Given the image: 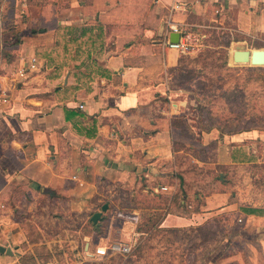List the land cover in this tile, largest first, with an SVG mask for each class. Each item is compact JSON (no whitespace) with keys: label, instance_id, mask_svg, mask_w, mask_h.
<instances>
[{"label":"crops","instance_id":"0c3cea01","mask_svg":"<svg viewBox=\"0 0 264 264\" xmlns=\"http://www.w3.org/2000/svg\"><path fill=\"white\" fill-rule=\"evenodd\" d=\"M226 19L261 39L264 0H0V90L9 95L0 103V208L12 194L24 200L55 195L66 198V211L91 214L98 197L130 184L123 195L152 190L170 197L154 228L200 225L230 210L239 228L222 244L240 242L246 250L227 249L209 264H264V197L256 189L247 197L213 192L199 210L172 203L182 151L176 144L207 148L218 142L216 163L231 166L253 162H236V146L249 155V144L264 141L258 129L205 130L196 103L191 110L169 87L168 70L181 53L165 45L169 22L186 27ZM179 118L190 128L188 139L174 123ZM125 209L120 240L138 232L141 214ZM5 212L0 209V264H62L56 256L43 259L38 248L58 241L47 239L50 226L70 223L41 216L29 226L13 220L10 207ZM85 238V250L74 253L72 264L106 257L90 252Z\"/></svg>","mask_w":264,"mask_h":264},{"label":"rangeland","instance_id":"374dc122","mask_svg":"<svg viewBox=\"0 0 264 264\" xmlns=\"http://www.w3.org/2000/svg\"><path fill=\"white\" fill-rule=\"evenodd\" d=\"M222 22L215 21L205 25L201 23L186 26L188 35L186 40L193 48L187 52L180 51V58L182 56L187 58L182 62L183 69L181 71L175 70L170 73L169 87L178 94L175 99L190 102L191 110L192 107H195V103L197 108L198 102L207 106L208 109L212 108L214 115L217 114L223 118L220 120V124L226 126L224 130L233 128L239 130L246 126H258L256 129L264 132V65L235 63L232 59L233 51L238 48L250 51L257 48L264 49V36L261 35V39L253 38L238 31L231 20L226 19ZM206 51H210L214 55L212 59H208V62L215 61L217 65H221L225 61V56H227V62L222 67L208 66L204 74H198L196 69L201 67V64L192 60L198 56V58H202V54H205ZM191 68H194L195 71L190 72ZM234 100L235 102H231ZM230 107H233L235 112L230 113ZM190 115L193 116L194 114L191 113ZM205 119L208 120V118ZM179 128L182 138H190L181 127ZM249 145L251 146V154L255 156L253 162L238 163L231 166L216 163L214 156L216 146L211 149L207 148V155L202 154L203 157H206L202 165L194 161L192 156H198L194 150H190L188 147L185 149L177 147L178 150H182L178 155V162L184 163L187 168V180L184 184L189 194L190 209L199 206L205 196L213 192H236L247 197L250 190L256 189L260 195L259 198L264 197V141L256 140ZM219 176L221 179L218 178ZM167 182L169 184L175 183L174 180ZM177 183L179 189L180 182L177 181ZM130 188V184L125 187L118 185L113 188V191L109 188V191H112L110 196L108 194L109 197H98L95 205L91 203V206L94 207L90 211L95 209L96 212L101 211L104 203L109 205L108 209L103 212L102 219L98 221V225L92 221V213L72 212L70 209L66 211L65 205H63L66 198L55 195L36 196V200L30 197H25L26 200H24L23 197H16L14 194L8 195L4 199L2 198L5 206H1L0 209L7 211L5 214H8L10 207L13 212L11 215L13 220L27 222L29 226L32 217L33 220L40 221L38 218L41 216L43 219L48 217L50 221L70 223L66 225L65 229L64 226H50L47 229V239L56 238L58 241H53L50 246L45 244L38 248L43 259L55 261L54 256H56L57 261L62 264H72L75 260L74 253L84 252L87 242L85 237H89L90 252L94 254H97V248L101 244L105 246L113 242L130 244L133 247V253L128 256L120 254L102 256V259L95 256L94 259L92 258L93 260L82 258L84 264H209V262H215L216 257L221 256V252L225 254L227 249L231 251L232 249L233 251L235 249L246 250L244 243H234L230 246L222 244L224 236L233 238V233L231 234L229 231L239 228L236 224L237 216L233 213L229 214L230 210L214 214L204 224L192 225L202 228L190 232L183 230L178 232L159 231L153 226L148 231L136 230L139 233L132 234V238H129L130 234H128L126 240L116 238L120 226L118 219L125 214L121 213L127 210L119 193L121 189L128 190ZM137 188L136 186L135 190ZM197 192L201 195L199 202L195 199ZM162 195L168 202L170 197L166 194ZM248 202L246 201V204ZM140 203L144 209L142 212L137 204H133L134 210L141 213L138 220L139 224L145 223L143 211L151 213L157 210V208L151 207L150 200ZM35 205L41 206L43 211L38 210V208L32 209ZM131 210L133 212V209ZM163 211L159 217L161 221L164 217ZM126 216L131 219L134 217L128 213ZM159 220L156 223H159ZM162 227L165 228V226ZM187 227L189 226L166 228L184 229ZM28 231L32 232V229L29 227ZM124 231L130 233V229ZM60 234L62 240L59 241ZM72 240H74L73 247L70 242ZM140 248H142V255L139 254ZM28 264H32V262L28 260Z\"/></svg>","mask_w":264,"mask_h":264},{"label":"trees","instance_id":"16d2710c","mask_svg":"<svg viewBox=\"0 0 264 264\" xmlns=\"http://www.w3.org/2000/svg\"><path fill=\"white\" fill-rule=\"evenodd\" d=\"M199 57V56H198ZM194 58L192 61L194 62H197L199 64H201V67L197 68L196 69V73L198 74H204L205 73V70L208 66H211V67H222L225 65V62H227V56H225L224 58V62L221 64V65H217L215 63V61H210L208 62V59H212L214 57L213 53H211L210 51H206L205 54H202V58ZM180 58V57H179ZM187 57L186 56H182L180 59H178V64L174 67H170L169 70H168V73L170 75V73L174 72L175 70H177L178 72L181 71L183 69V64L182 62L185 61ZM229 68H232V67H229ZM195 69L194 68H191L190 69V72H194ZM170 78V77H169ZM212 80H214L212 78ZM199 100V99H198ZM231 102H235L234 101H231ZM199 104H197V109L200 111V116H201V124L202 126L204 127L205 130L207 131H210L214 128H217L218 130H220L222 133H231L233 131H236L237 129L233 128V129H230V130H224V128L226 127L225 125L222 126L220 124V120L223 119L221 116H217V114H213V110L212 108L208 109L207 106L205 105H201L200 102H198ZM206 110H208L207 112H205ZM229 112H235V109L233 107H230L229 108ZM238 115L239 114V111H237ZM205 118H208V120H206ZM176 124V126L178 127H181V129L184 130V132L186 134L189 135V137H191V133H190V128L188 126V124H186L183 120V118H179V119H176V121L174 122ZM258 126H251V127H243V128H240L239 130H251V129H256ZM217 144L218 142H212L208 145L207 148H213V147H217ZM177 147H181L180 144H176V148ZM207 148H204V147H194V146H191V147H188V149H192L194 150V152H196V154L198 156H195V157H198L199 159L202 158L203 160L206 159V157L204 155H207L208 154V151H207ZM233 154V158L236 162H246V161H250V160H254L255 159V156H253L252 154H249L246 152V150H244L243 146H236L235 150L232 152ZM251 155V157H250ZM215 156V155H214ZM186 171H187V168L185 166L184 163H181L180 166H178V174H179V182H180V186H179V189L178 191L176 192V194L174 195L173 199H172V203L177 206V207H185V208H188V205L190 204V200H189V194H188V191L186 190V185L184 184V182H186L187 180V176H186ZM219 179H221V177L219 176L218 177ZM223 182H225V180H222ZM184 184V185H183ZM196 198L199 202V200L201 199V195L199 194V192L196 193ZM209 195V194H208ZM119 196L124 200L125 204L124 206H127L129 209L131 208H134L133 204H137L138 207L140 208L141 212L142 210H144L142 208V205H140L142 203L145 202V200H150V205L152 208H157L156 212H151V213H146V211H143L144 212V215H145V223H141L139 224L137 230L138 231H148L151 227L154 226V224L160 219V213L162 210H164L165 208H167L168 206V202L167 200L163 197L162 194L160 193H157V192H154L152 190H149V191H138L135 195H132L130 193L128 194H122V191H120L119 193ZM153 202V203H152ZM204 202H200L199 206L196 207V210H199L200 209V206L203 204ZM138 208V209H139ZM95 212H93L92 214H94ZM202 228L201 226L200 227H193V226H190V227H187V228H184V229H181V228H163V227H157L156 229L159 230V231H171V232H178V231H185V232H190V231H194L196 229H200ZM231 232V234L233 233L234 235V230H231L229 231V233ZM155 233V232H154ZM230 236V235H229ZM225 238V236H224ZM230 238V237H229ZM141 249L140 248V252L139 254L142 255V252H141Z\"/></svg>","mask_w":264,"mask_h":264},{"label":"built area","instance_id":"2783aa9c","mask_svg":"<svg viewBox=\"0 0 264 264\" xmlns=\"http://www.w3.org/2000/svg\"><path fill=\"white\" fill-rule=\"evenodd\" d=\"M169 27V33H179L180 39L178 42H172L169 38H167L165 45H167L170 48L187 52L190 51L193 47L187 43V29L186 27H183V25H180V23H176L175 21H170L168 24ZM8 93L6 91L0 90V103H5L8 101ZM163 190H167V187H162ZM133 253V247L128 243H120V242H113L109 245L100 246L97 248V254L101 256H109L114 254H120L123 256H128Z\"/></svg>","mask_w":264,"mask_h":264},{"label":"water","instance_id":"95a60500","mask_svg":"<svg viewBox=\"0 0 264 264\" xmlns=\"http://www.w3.org/2000/svg\"><path fill=\"white\" fill-rule=\"evenodd\" d=\"M180 39L179 33H172L171 34V41L178 42ZM233 61L235 63H248L251 65H264V49H253L248 50L244 48H238L233 51L232 54ZM108 203H104L102 206L101 211H97L92 215V221L98 225V221L102 219V214L104 211L108 209ZM0 251H5V248L0 246ZM7 252L10 253L9 250Z\"/></svg>","mask_w":264,"mask_h":264}]
</instances>
